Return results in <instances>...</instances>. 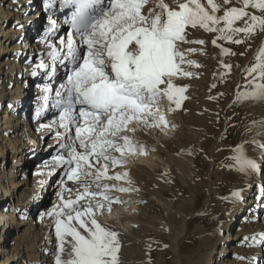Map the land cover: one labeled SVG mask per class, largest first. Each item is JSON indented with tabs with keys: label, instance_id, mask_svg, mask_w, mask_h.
<instances>
[{
	"label": "bare ground",
	"instance_id": "1",
	"mask_svg": "<svg viewBox=\"0 0 264 264\" xmlns=\"http://www.w3.org/2000/svg\"><path fill=\"white\" fill-rule=\"evenodd\" d=\"M6 2L0 0V195L2 192H8L18 203L15 206L10 198L5 200L0 197V264H54V258L50 255L55 247L54 227H50L52 221L45 215L46 212H42L38 219L34 217L36 211L50 201V194L60 190L59 183L53 186L49 180L59 179L63 173L51 169L50 159H45L33 173L32 183L29 182L31 157L39 161L55 154L48 147L53 140L47 142L43 152H38L37 148L28 145L29 137L42 145L43 139L50 136L46 130L40 129L41 121L39 123L36 119L35 123L29 114L32 110L36 112L37 108L39 109L41 89L43 84L48 82V76L43 69H38L37 65L42 60L50 63L47 56L48 44H57V37L61 36L60 31H65V35L70 31V25L65 22L67 18H58L60 0H9L7 5ZM20 2L25 5L22 11L26 10L30 18H27V13L25 18L17 14ZM202 2L206 3V0ZM230 6L240 5L233 0V5ZM222 14V11L218 13ZM46 15L47 24L41 29V19ZM26 18L33 20L25 22ZM51 19L57 21L58 31L46 36ZM37 37L39 42L35 43L33 40ZM213 38L214 34L189 29V39H204L206 44L183 45V48L201 50L189 56L201 65L189 69L194 75L175 81L178 86L187 88L184 94L186 98L181 101L179 108L172 103V111H168L170 102L166 97L161 101V110L169 122L168 128L162 130L150 127L135 133H124L143 144L148 152L143 156H128L125 165L110 169L109 175L127 172L129 175L126 179L102 181L109 185L117 184L138 189L127 193L112 191L110 194L118 197L122 203L113 204L110 213L105 210L102 216H98L102 225L119 234V260L122 264H141V258L144 256H140L153 248L166 250L170 255L171 264H249L250 261L251 264H264V247L259 243L252 246L251 240L245 242L246 237H258L264 233V203L261 202L260 192L261 186L264 185V173H258L249 180L242 174L229 170L228 166L232 164L231 155L224 163L221 159H215L216 153L225 145L226 140L234 139L239 134L247 155L264 167V148L260 147L264 145V104L244 100L237 102L238 92L243 93L252 83L245 82L242 73L256 63L258 50L264 47V32L253 52L250 56L247 55L248 58L237 71L233 84H224L226 86L222 87L227 93V99L223 103L215 101L211 93L214 83L219 79L218 61L222 56L220 48L211 44ZM27 40L33 41L30 46L34 60H25L27 65L33 60L29 66L30 77L35 71L34 76L39 81V84L33 81L36 85L32 88L31 95L25 91L27 85L13 74L20 69L18 55L24 57V50H28L22 48ZM12 41L16 44L12 45ZM21 51L23 53H20ZM21 71L23 72L22 69ZM64 74L56 73L52 81L53 88L58 86ZM33 82L30 81L31 84ZM256 82L260 81L257 79ZM32 95L35 99L30 101ZM232 107L242 112L241 127L235 132L230 130L231 124L228 120ZM224 113L226 118L222 124H225V131L220 126L221 115ZM32 116L34 117V114ZM50 122L51 120L44 123ZM173 125L174 127H171ZM208 149L210 151H207ZM116 155L119 156V153ZM10 158L14 160V164L9 173H6L5 168ZM22 158L24 161L20 163ZM205 161L208 163L205 171L208 178L206 202L209 199L210 206L212 203L215 207L214 212L210 211L208 216L203 214L204 210L196 212L201 195L193 196L189 201H184L180 195L182 189H191L198 172L202 173L200 164ZM21 166L22 171H13H18L17 168ZM49 171H55L56 174L48 176ZM17 173L21 174L16 176ZM41 180L45 181L42 187ZM126 180H130L131 185L126 184ZM71 188L75 192L76 185ZM237 190H242V203L231 202V193ZM128 200L137 205L128 206ZM56 201L57 196L48 210H51ZM206 218L212 220L213 224L205 226V231L198 224L194 225L193 229L198 234L189 245L193 223ZM24 227L25 230H22ZM21 231L22 234L19 235ZM169 232L174 234L171 243L170 240L165 243L156 241V238L150 239L151 236H167ZM13 236H16L14 240ZM12 241L14 246H11ZM220 246L221 251H218ZM161 260L157 261V264Z\"/></svg>",
	"mask_w": 264,
	"mask_h": 264
},
{
	"label": "snow or ice",
	"instance_id": "2",
	"mask_svg": "<svg viewBox=\"0 0 264 264\" xmlns=\"http://www.w3.org/2000/svg\"><path fill=\"white\" fill-rule=\"evenodd\" d=\"M235 3L240 6H230L233 0H60L61 11L71 9L65 21L70 31L57 37L58 44H48L50 63L42 60L37 65L48 82L42 86L35 114L39 119L49 110L53 113L51 122L41 123L40 129L53 140L48 145L55 153L50 157L51 169L63 173L55 193L57 201L45 213L55 231L54 264H119V234L102 225L98 216L122 203L112 191L138 189L102 181L126 179L127 172L109 175L110 169L125 165L128 156L148 152L124 133L168 128L161 101L166 97L168 111H172V103L179 108L186 98L187 88L175 81L194 75L189 69L201 65L189 56L201 50L183 45L206 44L204 39H189V29L214 34L211 44L220 48L221 55L235 53L218 41L239 45L257 30L264 32V0ZM57 31V21L51 19L46 36ZM255 60L246 70L252 83L243 93L238 92L237 102L264 104V47ZM58 65L66 72L53 88ZM222 66L230 72L231 65ZM231 151L229 170L249 180L264 173V167L247 155L242 144ZM67 182L76 185L75 192ZM44 183L41 180L40 186ZM260 192L264 203V185ZM231 197L232 203H242V190L233 191ZM249 240L252 246L259 243L264 247V233L245 238V242Z\"/></svg>",
	"mask_w": 264,
	"mask_h": 264
},
{
	"label": "rangeland",
	"instance_id": "3",
	"mask_svg": "<svg viewBox=\"0 0 264 264\" xmlns=\"http://www.w3.org/2000/svg\"><path fill=\"white\" fill-rule=\"evenodd\" d=\"M6 1L8 2L9 0H6ZM7 2H6V5H7ZM5 7L7 8V6H5ZM23 8H25V5L20 2L19 5H18L17 14L20 15L21 17H23V18H25V16L28 14L27 18H30V15H29V13L26 12V10L25 11H22ZM11 10L15 13V10L13 8H11ZM249 11H253L256 14V11L253 10V9H250ZM25 13H27V14H25ZM257 13L258 14H256V15H260L259 12H257ZM27 18L25 19V22L26 21H29L30 22V20L31 21L33 20V19H27ZM42 18H43V16H42ZM47 20H48V16L46 15V16H44L43 19H41L42 22H40V27L39 28L43 29L45 27V24H47L46 23ZM63 27L65 28V26H63ZM48 29H49V27H48ZM67 29L68 28L66 27V31H67ZM68 30H70V28ZM64 32L65 31H60L59 34L61 36H63L64 35L63 34ZM262 34H263V32H260L259 30H257V32L254 33L249 39H247L244 43L239 44V45L232 44V43H227L225 41H219V42H221V44L218 42L220 45L223 44L222 47L225 46V48L230 49V51L233 52V53H235V55H229V56L228 55H222L221 56L222 58L220 57V60L218 61L219 72H220V74H218L219 79H218V81L216 83H214V86H213V89H212V92H211V93H213L212 98L215 101H219V102L223 103L227 99V93H226V91L222 87L226 86L227 84H233V82L235 81V78H236L237 71L239 69H241V65L244 64V62L246 61V59L248 58V56H250V54L253 52L254 48L257 45V42L259 40V37ZM33 41L35 43H38L39 42V38L37 37ZM33 41H30V42H32V44H33ZM57 41H58V39H57ZM58 43H59V41L57 42V44ZM14 44H16V42L12 41V45H14ZM240 52L243 53V54H241ZM20 53H23V51H21ZM30 54H31V51L28 52V56H30ZM235 57H236V59H235ZM33 60H34V58H33ZM33 60L29 61V63H28V65H27L28 70H29L30 62H32ZM224 63L231 65L230 72H229L228 69H226V68H224L222 66ZM57 72L65 73L66 72V69L63 68L62 66H58L57 67ZM242 72H243V70H242ZM242 74L244 75L243 77L245 78V82L252 81L251 80V77L248 76L247 71H244ZM29 76H30V73H29ZM30 78L32 79L31 82L37 81L38 82L37 84H39V81H38L37 77H35L33 75ZM224 84H226V85H224ZM25 91H27V93L29 95H31V93L33 92V89L31 90L30 87L27 86V87H25ZM33 99H35V96L32 95L30 97V101L33 100ZM31 103H33V102H30V104ZM37 110H38V108H37ZM230 110H229L230 112H229V118H228V120H229V122L231 124L230 130L232 129L233 132H235V131H237V129H239L241 127V122L240 121H241L242 112L238 108H236V107H232ZM25 113H27V112H24V114ZM31 113L29 114V117L32 118V121L34 120L35 123H36V119H37V122L40 123V121H41V123H44L45 121L52 120V117H53V113H52L51 110H49V112H48L49 115H47V113H46L44 115V117L41 116L39 119L36 117V115H35L36 112H34V110H32ZM24 114H22V115H24ZM33 114H34V117L32 116ZM221 116L222 117L220 119V126H221V129L223 131H225V128H224L225 127V124H222V123H224V120L226 118V115L224 113ZM218 130H219V128H218ZM28 140L30 142V144H28L30 147L37 148L38 152H43L44 149L46 148L47 144L52 139H50L49 136L45 137L43 139L44 141L42 142V145H40L39 142L36 141L32 137H29ZM240 141L241 140L239 139V134H237L236 137H234V139H227L225 145L222 146V147H220L219 151L216 153L215 159L216 160H217V158H218V160L221 159V161L224 163L225 162L224 160H226L230 155H232V151L231 150L235 146L241 145V142ZM207 151H210V149H208ZM50 157L51 156L48 155L45 158L43 157L42 159H39V161L38 160H34L35 158L34 157H31L32 160L29 161V170H28V180H29V182L32 183V181L34 180V174L33 173H35V170H36L37 166L40 163H42V162H44L46 160H49ZM23 161H24V159L22 158L21 161H20V163L21 162L23 163ZM13 164H14V160H12V158H10V162L8 163V166H6V168H5L6 169V171H5L6 173H9V170L12 169V165ZM24 164H26V162H24ZM207 166H208L207 161H205L204 164H200V167L203 169L202 170V173L203 174L201 172H198L197 176L195 177V179L192 182L191 189H189V190L188 189L187 190L182 189L181 192H180V195H181V199H183L184 201H189L193 196L196 197L198 194L201 195L202 197L199 200V203L197 204L196 212H201L202 210H204V213L203 214H205V215L208 216L210 214L209 213L210 211L214 212L215 207H213L212 203H211V206H210L209 199H208V202H206L207 201V197H206V193L205 192H206V189H207V186H208V178H207V174L205 173V171H206ZM22 168H23V166H21L20 168H17L18 171L16 169L13 170V171L19 172V171H22ZM20 174L21 173H17L16 176L17 175L19 176ZM18 180H20V178ZM49 182H50L51 185L54 186L56 183H59V179H57V178L53 179L52 178V179L49 180ZM67 184L70 185V187H73L74 186V184H71V182H67ZM55 196H56L55 195V192H53V193L50 194V201L47 203V205L45 207L40 208V209H38L36 211V215H35L34 219H38V217L40 216V214L42 212L48 211V209L53 204V200H54ZM0 197L3 198V199H5V200H8L10 198L11 199L10 201L15 206L18 203L16 199L13 200V197L8 195V192H2V194L0 195ZM80 203H84V201H81ZM126 203L128 204V206L129 205L131 206V204H132V206L134 204L137 205V203H133L131 200H128ZM240 220H241V218L238 221H240ZM197 224L199 226H201V228H202L203 231H205L206 230L205 226H210V225L213 224V222H212V220H209L208 218H206L204 220L198 221L197 223H193L192 230L190 231V233H191V240L189 242V245L192 244V241L194 240L195 236L198 234V232L193 229V228H195L194 225H197ZM25 228L26 227L22 228V230H25ZM21 234H22V231L19 232V235H21ZM168 234L169 235H167V236L163 234L161 237L151 236L150 239L151 240H154L156 238L155 239L156 241L165 242V243L166 242L169 243V240H170V243H171L172 240H173V238H174V234L172 232H169ZM53 236H54V239H55V231L54 230H53ZM15 237L16 236H13L12 237V240H14ZM11 246H14L13 241L11 243ZM184 247H186V244H184ZM221 247L222 246H220L218 248V251H221ZM55 250H56V240H55V247H54V251L53 252H55ZM52 253L50 255L54 258V256L52 255ZM167 253L168 252L166 250H162L161 251V249H159V248H153L150 252H145V254L143 253L140 256V257H143L144 256L143 258H141L142 259V263L141 264H157V261H159L161 259L163 260V262L161 260V262H158L159 264H171L170 261H169L170 255H168ZM26 263L27 262H24V264H26ZM120 263L121 262L119 260V264Z\"/></svg>",
	"mask_w": 264,
	"mask_h": 264
},
{
	"label": "trees",
	"instance_id": "4",
	"mask_svg": "<svg viewBox=\"0 0 264 264\" xmlns=\"http://www.w3.org/2000/svg\"><path fill=\"white\" fill-rule=\"evenodd\" d=\"M32 85H30V87H31Z\"/></svg>",
	"mask_w": 264,
	"mask_h": 264
}]
</instances>
